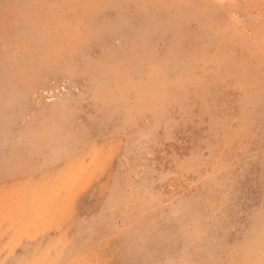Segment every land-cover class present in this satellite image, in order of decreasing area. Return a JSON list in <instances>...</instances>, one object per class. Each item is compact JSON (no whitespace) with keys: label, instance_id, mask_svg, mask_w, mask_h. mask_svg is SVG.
<instances>
[{"label":"rangeland","instance_id":"obj_1","mask_svg":"<svg viewBox=\"0 0 264 264\" xmlns=\"http://www.w3.org/2000/svg\"><path fill=\"white\" fill-rule=\"evenodd\" d=\"M33 92L0 264H264V0H0V106Z\"/></svg>","mask_w":264,"mask_h":264},{"label":"crops","instance_id":"obj_2","mask_svg":"<svg viewBox=\"0 0 264 264\" xmlns=\"http://www.w3.org/2000/svg\"><path fill=\"white\" fill-rule=\"evenodd\" d=\"M36 95L33 92L22 97L23 99H10L0 106V160L7 155H16V159L19 142L24 143L28 150L30 149L28 152L31 160L34 158L39 160V146L37 144L35 147L33 137L42 111L36 103ZM8 145L11 147L8 148Z\"/></svg>","mask_w":264,"mask_h":264}]
</instances>
